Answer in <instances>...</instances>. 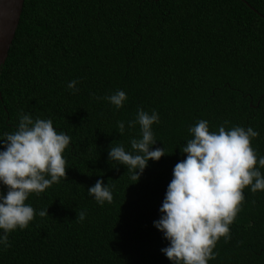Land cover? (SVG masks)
Returning a JSON list of instances; mask_svg holds the SVG:
<instances>
[{
  "label": "trees",
  "instance_id": "1",
  "mask_svg": "<svg viewBox=\"0 0 264 264\" xmlns=\"http://www.w3.org/2000/svg\"><path fill=\"white\" fill-rule=\"evenodd\" d=\"M72 80L77 92L67 88ZM116 90L127 97L119 109L102 99ZM138 108L158 113L152 147L167 153L133 183L107 152L139 138V125L128 127ZM23 114L70 137L66 175L29 194L34 213L48 215L9 232L0 264H171L153 221L190 126L251 127L253 167L264 177V0H24L0 67V134L15 131ZM97 179L111 203L88 195ZM250 187L207 264H264V190Z\"/></svg>",
  "mask_w": 264,
  "mask_h": 264
},
{
  "label": "clouds",
  "instance_id": "2",
  "mask_svg": "<svg viewBox=\"0 0 264 264\" xmlns=\"http://www.w3.org/2000/svg\"><path fill=\"white\" fill-rule=\"evenodd\" d=\"M77 83L69 81L67 88L77 92ZM126 98L124 91L116 90L102 99L119 109ZM154 122H159L155 110L149 114L138 108L128 127L138 124L139 138L129 140L130 150L112 144L108 149V161L126 166L133 183L150 159L158 161L167 153L163 147H152L157 141L151 130ZM117 128L123 134L124 122H118ZM188 132L192 138L180 147L181 154L186 155L173 166L158 209L160 216L153 226L168 241L160 251L171 264H207L215 259L212 249L218 238L228 239V225L244 199L242 189L251 185V192L264 190V177L253 167L257 156L250 147V138L258 133L239 126L227 131L220 126L218 132H210L206 120H199ZM69 143L70 137L56 131L51 120H33L27 114L19 117L15 131L0 134V184L6 186V191L0 192V245L7 247L9 232L25 229L34 214L48 215L47 208L34 213L25 201L30 193L39 194L65 178L62 153ZM258 165L264 167V156L259 157ZM87 192L99 205L112 202L111 190L100 179ZM78 218L83 221L85 212L81 211Z\"/></svg>",
  "mask_w": 264,
  "mask_h": 264
},
{
  "label": "water",
  "instance_id": "3",
  "mask_svg": "<svg viewBox=\"0 0 264 264\" xmlns=\"http://www.w3.org/2000/svg\"><path fill=\"white\" fill-rule=\"evenodd\" d=\"M24 0H0V67L17 29Z\"/></svg>",
  "mask_w": 264,
  "mask_h": 264
}]
</instances>
